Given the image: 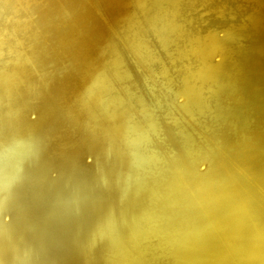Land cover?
<instances>
[{
    "label": "bare ground",
    "instance_id": "bare-ground-1",
    "mask_svg": "<svg viewBox=\"0 0 264 264\" xmlns=\"http://www.w3.org/2000/svg\"><path fill=\"white\" fill-rule=\"evenodd\" d=\"M0 264H264V0H0Z\"/></svg>",
    "mask_w": 264,
    "mask_h": 264
}]
</instances>
